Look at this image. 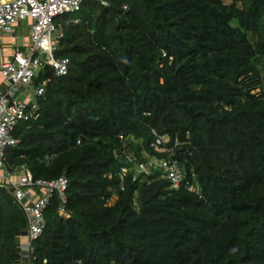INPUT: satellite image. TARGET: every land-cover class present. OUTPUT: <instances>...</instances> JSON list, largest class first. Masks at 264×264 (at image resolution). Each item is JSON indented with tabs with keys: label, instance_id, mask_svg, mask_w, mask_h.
Returning a JSON list of instances; mask_svg holds the SVG:
<instances>
[{
	"label": "trees",
	"instance_id": "16d2710c",
	"mask_svg": "<svg viewBox=\"0 0 264 264\" xmlns=\"http://www.w3.org/2000/svg\"><path fill=\"white\" fill-rule=\"evenodd\" d=\"M105 1L56 18L68 71H37L39 117L5 148L11 171L68 180L21 264H264V0ZM157 135L184 142L191 189L137 169L168 156ZM26 227L0 186V264Z\"/></svg>",
	"mask_w": 264,
	"mask_h": 264
},
{
	"label": "built area",
	"instance_id": "2783aa9c",
	"mask_svg": "<svg viewBox=\"0 0 264 264\" xmlns=\"http://www.w3.org/2000/svg\"><path fill=\"white\" fill-rule=\"evenodd\" d=\"M84 0H0V33L14 34L21 21L30 19L29 42L25 51L12 50L10 57L0 63V186L10 190L27 219V227L17 236L21 254L18 264L32 251L31 243L42 232L45 225L43 217L49 198L56 192L65 203V190L68 180L62 175L55 179H34L28 169L22 167L19 172L11 171L4 162L5 148L17 144L13 130L19 121H28L39 117L38 100L44 93V87L32 86V78L43 67H50L56 75H65L68 71V59L56 57L58 41L63 35L62 23L71 21L56 18L78 11ZM106 5L105 0H95ZM123 8H127L124 6ZM76 21V20H72ZM21 98H18V95ZM121 138V136H119ZM166 136L157 135L152 146L157 151H165L167 157H148L137 164L141 171L158 170L170 181V187H188L189 180L184 177L175 158L176 147L184 142L174 141L165 147ZM131 161V160H130ZM61 214H66L62 205Z\"/></svg>",
	"mask_w": 264,
	"mask_h": 264
},
{
	"label": "rangeland",
	"instance_id": "374dc122",
	"mask_svg": "<svg viewBox=\"0 0 264 264\" xmlns=\"http://www.w3.org/2000/svg\"><path fill=\"white\" fill-rule=\"evenodd\" d=\"M30 23H31L30 19L21 21L17 26V28L15 29L13 35L0 33V58H1L0 62L9 59L8 56L10 55L11 48L17 47L21 43L28 45L29 42L28 29L30 27ZM17 97L21 98L22 96L19 94Z\"/></svg>",
	"mask_w": 264,
	"mask_h": 264
},
{
	"label": "crops",
	"instance_id": "0c3cea01",
	"mask_svg": "<svg viewBox=\"0 0 264 264\" xmlns=\"http://www.w3.org/2000/svg\"><path fill=\"white\" fill-rule=\"evenodd\" d=\"M27 47H28V45H26V44H23V43H21V44H19L17 47H13V48H11L10 49V53H11V51L12 50H16V49H19V50H23V51H25L26 49H27ZM10 57V55L8 56V58ZM1 59V58H0ZM3 62V61H2ZM1 63V62H0ZM1 79V78H0ZM0 82H1V80H0Z\"/></svg>",
	"mask_w": 264,
	"mask_h": 264
},
{
	"label": "water",
	"instance_id": "95a60500",
	"mask_svg": "<svg viewBox=\"0 0 264 264\" xmlns=\"http://www.w3.org/2000/svg\"><path fill=\"white\" fill-rule=\"evenodd\" d=\"M182 107H183L184 110H187V111L191 112V108L190 107H186L185 104H182Z\"/></svg>",
	"mask_w": 264,
	"mask_h": 264
}]
</instances>
